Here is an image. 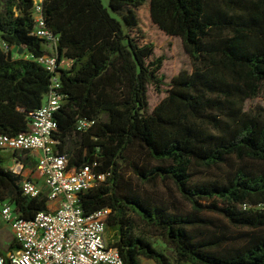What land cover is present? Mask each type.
I'll use <instances>...</instances> for the list:
<instances>
[{"label": "trees", "instance_id": "16d2710c", "mask_svg": "<svg viewBox=\"0 0 264 264\" xmlns=\"http://www.w3.org/2000/svg\"><path fill=\"white\" fill-rule=\"evenodd\" d=\"M34 2L0 0V134L9 136L30 132L51 85L52 74L31 58L47 53L34 34ZM43 15L59 36V60L72 62L60 73L55 149L69 171L89 165L105 174L80 202L86 213L111 209L108 244L124 264H264V115L245 107L264 96V0H43ZM144 15L179 37L192 59L152 111L148 92L163 91L164 57L146 37ZM80 119L93 123L79 130ZM5 162L0 152V205L26 220L53 210L45 190L25 195L23 175ZM223 166L222 178L196 174ZM159 181L173 183L190 212L154 203L145 186ZM207 212L254 232L234 242Z\"/></svg>", "mask_w": 264, "mask_h": 264}, {"label": "built area", "instance_id": "2783aa9c", "mask_svg": "<svg viewBox=\"0 0 264 264\" xmlns=\"http://www.w3.org/2000/svg\"><path fill=\"white\" fill-rule=\"evenodd\" d=\"M33 17L34 34L45 41L47 53L31 58L52 74L50 89L41 107L31 113L30 132L19 136L0 134V148L41 153L37 170L46 186L49 203L55 202L57 206L26 220L11 203L1 204V218L8 224L15 246L8 247L6 252L0 247V264H124L119 250L110 247L106 239L111 209L86 213L80 202L81 194L104 181L105 174L96 173L89 165L69 171L68 157L56 152L58 140L53 134L58 128L55 114L65 97L60 91V73L65 59L59 60V36L47 27L43 0H35ZM92 123L80 119L78 129L85 130ZM16 165L23 167L20 163ZM17 173L22 174L21 170ZM20 185L27 196L35 197L44 191L29 177H23Z\"/></svg>", "mask_w": 264, "mask_h": 264}, {"label": "rangeland", "instance_id": "374dc122", "mask_svg": "<svg viewBox=\"0 0 264 264\" xmlns=\"http://www.w3.org/2000/svg\"><path fill=\"white\" fill-rule=\"evenodd\" d=\"M103 3L108 6L109 0H102ZM144 28L147 39L153 41L156 44V56H163L164 57V64L161 69V75L164 78V86L163 91L158 92L155 90L154 87H150L148 95H149V103H150V111L154 109V107L165 97L166 92L165 90L168 87V84L171 82V80L179 74L181 71H191L192 70V59L191 57L186 53L183 42L179 37H173L168 36L164 34L163 32L159 31L155 26L151 25L148 19H146V16L144 15ZM14 51L17 54V47H14ZM18 55V54H17ZM72 62L68 59H65L63 66L64 68L68 69L71 67ZM247 110L262 113L264 115V96L259 95L255 98L249 99L246 102L245 105ZM0 152L3 158H5L6 162L5 165L7 168L11 170H15L16 172L23 173L24 168L20 165H16L17 162L15 160H12L13 151L1 149ZM143 161H149V158L142 154ZM248 165H251L253 167H259L260 165L253 163V162H247ZM240 165V163H237V166ZM18 167H20V170H18ZM22 168V169H21ZM126 167H124V170ZM229 170L228 166H223L220 169L214 168L211 170H205L201 169L196 172L197 176L199 178H222L224 177L225 173ZM29 177V175L25 176ZM127 177L130 178V180H133L135 182L136 178L131 172H127ZM35 180L38 182V184L41 186L42 190L46 191V186L44 185L43 179L41 176L35 177ZM150 193L152 194V200L154 203L157 204H163L165 207H167L169 210L172 211H180L183 213L190 212L191 207L188 204V202L181 197L178 190L176 189L175 185L173 183H164V182H157L155 185H148L145 186ZM0 212H1V205H0ZM208 218H210L217 226L221 228H225L226 235L229 237H233L232 239L234 242L238 241L244 232H254V230L250 229H241L236 228L233 225L229 224L226 219L221 217L218 214L207 212ZM257 233H260L258 231ZM155 236V235H154ZM154 242L156 243V246L160 248L161 250L165 251L168 254H172L173 250L166 246V244L157 236L153 237ZM106 239L108 242L113 240V233L107 232L106 233ZM13 236L12 232L8 226L7 223H5L0 214V245L2 248L7 249L10 244L12 243ZM155 263V262H154ZM156 264V263H155Z\"/></svg>", "mask_w": 264, "mask_h": 264}, {"label": "crops", "instance_id": "0c3cea01", "mask_svg": "<svg viewBox=\"0 0 264 264\" xmlns=\"http://www.w3.org/2000/svg\"><path fill=\"white\" fill-rule=\"evenodd\" d=\"M17 50H18V47H17ZM18 152H19V154L22 155V158L24 159L27 166L24 167V165L20 161H18V159L14 155L12 156V160H15L17 163H20L23 165V168H24V171L22 173L23 177L29 175V178L35 180V177L41 176L37 170L38 157L40 156L41 153L39 151L29 152V151H22V150H19ZM13 154H14V152H13ZM18 170H20V167H18ZM49 206L54 208L57 206V203H55V202L49 203ZM0 247L4 252H6L7 249L2 248L1 245H0ZM142 264H155V263L151 260L142 259Z\"/></svg>", "mask_w": 264, "mask_h": 264}]
</instances>
